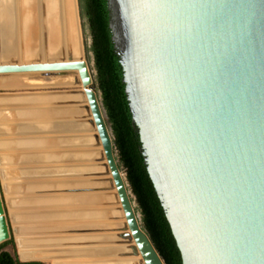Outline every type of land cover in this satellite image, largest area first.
I'll return each mask as SVG.
<instances>
[{"label": "water", "instance_id": "water-1", "mask_svg": "<svg viewBox=\"0 0 264 264\" xmlns=\"http://www.w3.org/2000/svg\"><path fill=\"white\" fill-rule=\"evenodd\" d=\"M74 8L80 38L77 0ZM106 9L132 124L181 263L264 264V0H106ZM21 46V60L34 64H10L14 51L0 59V76L78 73L125 219L124 250L112 264H164L134 214L81 45L69 61ZM63 94L31 100L72 105L58 101ZM43 133L61 136L32 149H65L66 134ZM3 218L0 244L9 237Z\"/></svg>", "mask_w": 264, "mask_h": 264}, {"label": "bare ground", "instance_id": "bare-ground-1", "mask_svg": "<svg viewBox=\"0 0 264 264\" xmlns=\"http://www.w3.org/2000/svg\"><path fill=\"white\" fill-rule=\"evenodd\" d=\"M22 44L27 48L40 46L43 55L64 56L65 61L75 60L80 42L74 0H0V59H9L16 50L23 51ZM62 74L61 80L63 78L65 83L80 85V88H68L70 94L58 101L72 102V106L71 103L65 104L71 108L61 114L67 119V124L62 127L73 139L70 142L65 139V142L82 152L75 163L78 172L74 177L82 179L78 181L75 193L52 191L37 194L38 190L30 189L24 197L10 201V216L15 226L13 238L22 261L106 264L115 258L111 253L119 254L123 248L120 240H112L111 233L124 229L125 219L78 73ZM67 198L73 199V203H65ZM19 200L21 202L17 203ZM66 207L73 212L72 215L58 212ZM3 217L0 212V242L7 237ZM88 228L104 232L87 237L81 230ZM120 238L123 240L122 236ZM118 263L122 264V261Z\"/></svg>", "mask_w": 264, "mask_h": 264}, {"label": "rangeland", "instance_id": "rangeland-1", "mask_svg": "<svg viewBox=\"0 0 264 264\" xmlns=\"http://www.w3.org/2000/svg\"><path fill=\"white\" fill-rule=\"evenodd\" d=\"M80 1L81 0H77V2ZM79 27L81 30L79 41L83 50L82 59L87 64L92 78L93 89L95 90L99 103L101 104L100 93L97 90L94 80L95 70L93 58L91 52L89 51L91 44L89 27L86 19L82 18V16H80ZM16 51L17 55L20 54L18 53L19 50ZM17 55V59H15L14 63L10 64L21 65L22 62L25 64H34L33 61H30V63L27 62L28 60H21V56L19 58ZM2 62L3 61H1V63ZM62 81L59 74L56 73H29L0 76V83H2L0 84V205L6 218L9 233V237L5 240L8 244L5 246L3 251L8 252L18 261H20V257L17 253L15 240L13 238L15 226L12 224L10 216V201H16L17 197H24L25 192L30 189L33 191H35V189L38 190L35 192L37 194H45L52 191L75 193L74 189L75 187H78V181H81L82 179L80 177L78 180L74 179L76 173L78 172V167L75 163L78 161V156H80L82 152L74 150L75 148L65 142V139L61 142L62 145H65V149H61L58 152L57 150L51 152L52 149H46L45 147H41L36 150L32 149L37 148L46 142L50 144L52 143L50 139L56 140L57 137L61 136L55 133L43 132L56 130L62 135L66 134L62 126L67 124V119L64 116L63 119H56L55 117H62L61 114L64 115V113L71 107L61 105L54 106L57 108L51 109V106L47 105V107H49L47 109L46 106L39 104L44 100H40L39 103H35L38 100H33V102L31 100L34 97L45 96L47 94L62 95V93H64L63 95H66L65 93L69 92L68 88H80V85H71L69 82L62 84ZM50 118H55L56 120L53 121V119ZM52 123L59 124L51 126ZM37 124L46 125L42 128H38L39 126ZM64 136L67 140H69V142L73 140L68 137L67 134ZM57 153H61V155H59L60 157L58 163L55 160L56 158L53 156ZM114 155L115 160L117 161V153L115 150ZM119 170L125 181L134 214L139 222V226L142 229L141 214L125 179V171L122 168ZM84 188L85 190H88L87 186ZM14 194L17 195L14 196ZM19 202H21V200L17 203ZM64 202L71 204L73 203V199L67 198ZM58 212L61 214L66 213L65 215H72L73 213L67 207L59 209ZM85 213L88 214L90 212ZM77 231H75V233H78ZM81 231L83 232V235H86L87 237L93 236L99 232H104L102 229L90 230L89 228ZM79 233L81 232L79 231ZM121 236L122 233L117 230H113L111 233L112 240H120L123 242L120 238ZM107 239L108 236L105 237L106 242ZM100 241L102 240L100 239ZM116 254H118V252L111 253L113 257ZM41 263L48 264L43 262ZM106 264H112V262L108 261Z\"/></svg>", "mask_w": 264, "mask_h": 264}, {"label": "trees", "instance_id": "trees-1", "mask_svg": "<svg viewBox=\"0 0 264 264\" xmlns=\"http://www.w3.org/2000/svg\"><path fill=\"white\" fill-rule=\"evenodd\" d=\"M78 3L80 16L86 19L89 27L94 80L110 125L117 165L125 171V179L141 214L142 229L164 264H182L180 252L147 174L138 132L132 124L122 83V69L110 39L106 0H81ZM7 244H0V264H42L20 263L3 251Z\"/></svg>", "mask_w": 264, "mask_h": 264}, {"label": "crops", "instance_id": "crops-1", "mask_svg": "<svg viewBox=\"0 0 264 264\" xmlns=\"http://www.w3.org/2000/svg\"><path fill=\"white\" fill-rule=\"evenodd\" d=\"M62 80H63V78H62ZM62 80H61V81H62ZM63 82H64V83H63ZM62 84H65V81H62Z\"/></svg>", "mask_w": 264, "mask_h": 264}]
</instances>
